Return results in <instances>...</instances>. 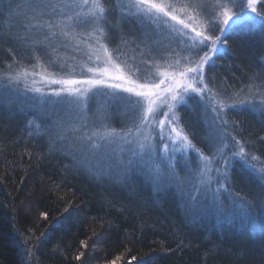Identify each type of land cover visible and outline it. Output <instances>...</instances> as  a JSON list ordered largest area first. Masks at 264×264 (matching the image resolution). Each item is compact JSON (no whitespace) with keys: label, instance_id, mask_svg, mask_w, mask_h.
<instances>
[{"label":"trees","instance_id":"16d2710c","mask_svg":"<svg viewBox=\"0 0 264 264\" xmlns=\"http://www.w3.org/2000/svg\"><path fill=\"white\" fill-rule=\"evenodd\" d=\"M12 3L0 0V74L4 75L27 50L16 39L20 29L13 20ZM116 5V0L107 5L106 22L119 31L115 37L110 33V45L133 40L138 24ZM257 7L264 10L259 3ZM227 39L205 67L209 87L223 95L237 93L253 74L264 78L260 61L264 33L243 27ZM9 48L16 53L15 60ZM3 83L0 79V89L7 88ZM11 95L13 102L0 106V264H264L263 209L252 207L249 216H242L226 194L216 201L224 214L215 211L213 196L205 194L189 209L185 199L160 185L156 188L162 191H156L139 179L119 185L93 179L33 133L29 121L35 113ZM191 103L178 108L180 123L192 143L205 152V124L200 109ZM224 121L220 127L229 145L226 150H238L234 145L239 140L247 153L264 161V115L229 108ZM228 174L230 193L249 201L251 195L264 200L261 182L239 161L232 163Z\"/></svg>","mask_w":264,"mask_h":264},{"label":"snow or ice","instance_id":"6c2138e0","mask_svg":"<svg viewBox=\"0 0 264 264\" xmlns=\"http://www.w3.org/2000/svg\"><path fill=\"white\" fill-rule=\"evenodd\" d=\"M110 2L111 0H23V3H16V18L22 21L17 27L24 33L16 39L32 48L36 60L33 68H40L41 71L29 72L27 68L21 67L15 74L7 73L6 79L9 83H18L21 80L26 81L29 75L40 76L43 87H31L27 90L39 94L42 104L66 109L65 117L52 122L57 139H64V133L72 131L82 132L79 139L93 150L101 148L104 144H126L129 146L127 167H147L154 181L163 182L166 179H175L176 174L170 171V161L167 167L164 166L163 158L160 163L149 165L154 156L160 153L167 156L169 151L167 142L163 143V148L160 149L153 143V129L158 126L161 141H164L167 134L173 151L193 150L200 155L204 161L200 169L201 185L211 184L212 177L209 173L213 169L210 164L217 157L223 159L225 168L223 171L220 168L215 171L223 177V181H227L230 160L224 153L229 145L225 142V137L220 135L215 120L209 136L215 152L209 158L184 132L178 106L186 104L187 100L192 98L189 94L195 93L216 113V119L220 118L226 108L237 105L250 106L264 115V83L255 84V81L260 79L255 74L250 76L253 83L248 86V93L239 99L221 96L210 88L205 80V66L221 51L222 46L228 44L227 36L231 32L248 27L258 28L264 33V10H258L257 7L259 3L260 9H264V0H117L116 6L122 13L136 17L152 29L150 35L146 32L145 40L142 41L147 46V54L151 56V59L145 62L154 69V73L149 72L147 76L141 75L140 67H133L127 61H122L119 49H112L106 43L107 33L103 22L106 21L109 11L107 5ZM208 9H211V14ZM9 17H12L11 6ZM89 24L92 30L87 35L92 37L94 42L87 45V62L80 66V78H76V67L72 65L68 66L67 72L63 71V64L60 72L49 71L48 66L41 62V57L37 54L40 49L49 47L51 40L59 33L61 37L76 40L75 50L79 51L78 45L83 41L79 39L82 33L77 30ZM34 30H39L42 35H29ZM176 39L185 46L184 49L178 51L171 47V43ZM188 41L191 43H187ZM184 50L189 55H181ZM8 51L13 53L15 60L14 50L9 48ZM52 51L55 52L56 49L53 47ZM201 51L203 55H199ZM153 53L156 55H152ZM51 63L52 61L48 62L49 65ZM3 78L5 75L0 74V79ZM32 83L35 84L36 81L33 80ZM51 85L56 87H50L46 92L44 88ZM258 93L260 98L257 101ZM236 96L239 97V93ZM94 97H103V103L98 100L101 123L89 128L86 125V108L89 100ZM229 100H232L231 104L228 103ZM12 102L11 92L7 88L0 89V106H8ZM112 105L130 109L134 116L133 125L126 130H118L103 123V112ZM161 112L163 118L157 119ZM75 120H80L81 123L78 126L70 123ZM33 123L34 121H29L30 125ZM220 123L223 125L227 121ZM41 127V124H36L38 131ZM176 145L180 147L177 148ZM235 147L238 151H233L232 157H238L250 173L264 184V161L254 154L249 159L250 154L245 151L239 140H235ZM124 163L121 158L118 167ZM223 181L216 182L223 187ZM217 200L218 198L213 196L215 211L224 214L225 209L216 204ZM233 203L245 214L253 207L252 202L241 197L239 193ZM65 211L69 209L66 208ZM41 216L46 218L47 214L41 213ZM76 259H80V256Z\"/></svg>","mask_w":264,"mask_h":264},{"label":"rangeland","instance_id":"374dc122","mask_svg":"<svg viewBox=\"0 0 264 264\" xmlns=\"http://www.w3.org/2000/svg\"><path fill=\"white\" fill-rule=\"evenodd\" d=\"M10 1H13L12 3L14 8L13 20L16 21V23H21L22 21L16 18L17 12L15 5L18 2L23 3V0H10ZM121 2H123V0H121ZM118 9L120 11L119 7ZM207 11L209 14H211V9H208ZM126 17H133V16H128L126 14ZM134 18L136 21H138L136 27V35H134L133 40L129 42L124 41L127 42V44L123 43L121 40H118L119 42L115 41L112 43V45H110V40L112 39L110 33H112V35L115 37V34H117L119 31L117 29V26H115L114 28L112 24H108L106 21L103 22V26L105 27L107 33L106 43L112 49H119V51L122 53L120 56V59L122 61H127V63L133 67H140L142 70L141 75L147 76L149 72L154 73V69H152L145 62L150 60L151 56L147 54L148 51L147 46L145 43H142V41L145 40L146 32L150 35L152 29H149L145 23H142L136 17ZM120 19H122V17H119V20ZM16 29L19 30V28L17 27ZM91 30H92L91 24L77 30L78 32L82 33L79 39L83 41L78 45L79 51L75 50L77 48L76 40L66 39L64 37H61L58 33L57 36L51 40L49 47L41 48L40 51L37 53L41 57V62L44 63L46 66H48L49 71L51 72H60L62 70L61 64L64 65L63 68L64 72L68 71L69 65L75 66L77 72L76 78H80L78 75L80 72V66L81 64L87 62V55H86L88 51L87 45L94 42L92 37L87 35V33ZM16 35L17 37H19L24 35V33L22 30H19L16 31ZM29 35L40 36L42 35V33L39 30H34ZM18 43L20 44V46H22L23 51L25 50V48L27 50L25 51L24 56L18 58V62L16 63V66H14L11 69V71H8L7 73L15 74V72L21 69V67L27 68L29 72L32 71L40 72L41 71L40 68H33V65L36 64V60L34 58L32 48L26 46L24 43H21L20 41H18ZM187 43L190 44L191 42L188 41ZM53 47L56 49L55 52L52 51ZM171 47L177 49L178 51L185 48L184 45H181L179 43V39L174 40L171 43ZM222 50H223V46L221 47V51ZM204 51H207V49H204ZM192 54L195 55V52H193ZM152 55H156V53H153ZM181 55H189V53L186 50H184L181 51ZM199 55H203V51L199 52ZM49 61H52L51 65L48 64ZM260 61L264 65V55L261 57ZM33 80L36 81L35 84L32 83ZM3 81H4L3 84L8 88V90L16 95L15 97L18 99L17 102L27 103V105L30 107L29 110L35 113L31 119V121H34L35 123V124L33 123V129H35L33 133L35 135L42 136L46 140L50 150L60 154L61 156L64 155L67 158H69V161L71 162V164L75 169L85 173L87 176L93 179L107 180L117 185H119L120 183L130 182L133 179L136 180L139 179L140 181L145 182V184L150 182L151 187L153 186V189L156 191L158 190L162 191V189L156 188L159 187L160 185V187H164L166 189L171 190V192L175 193L178 199H180L181 201L185 199L186 200L185 203L187 204V208L189 209L191 208V206H193V203L199 205L198 203H200L202 197L204 198V194L207 196L211 195V197L216 196L218 199L221 197L224 198L225 194L228 196V198H230V200L236 197L235 195L229 192V189L227 187V181H223V177L220 176L215 171V169L217 168H220L222 171L224 170L225 165L223 159L217 157L216 160H212L210 167L213 169V171L209 173V175L212 177L211 184L201 185L199 183L200 169L203 167L204 161L201 160L200 155L193 150H187L184 152L173 151V145L171 141L168 140L167 134H165L164 141H161L160 129L158 126L153 129V133H152L153 143L156 145L158 149H160L163 148V143L167 142L169 144V151L167 153V156H164L163 153L154 156L153 160L149 161V165L158 164L161 162V159L163 158L164 166L167 167L170 161L172 165L170 171L176 174L175 179H166L163 182L154 181L147 167H142L138 165H133L131 168L127 167L126 162L127 159L129 158V153H128L129 146L126 144H122L120 142H117L116 144H112V145L104 144L101 148L93 150L88 144L82 142L79 139V136L82 135V132L74 133L72 131L65 132L64 139H57L55 135V130L52 128V122L57 120L58 118L65 117L66 109L61 107H54L49 104H42L40 102L39 94L27 90L28 88L31 87H43L42 83L40 82L39 75L37 76L29 75L26 81L21 80L18 83L16 82L9 83L8 80L6 79V74H5V78H3ZM251 83H253V81L249 82L245 87L241 88L244 90L243 92L240 91L241 89L237 91V93H239V97L236 96L237 93L235 94L230 93L229 95H223L225 93H220V94L221 96L233 97L234 99L243 98L248 93V86ZM262 83H264V78H260L255 81V84L258 85ZM50 87H56V86L55 85L47 86L44 88V90L47 92L48 88ZM102 91H109V90L102 89ZM189 95L192 98L188 99L187 103L183 105H187L188 102L190 101L192 102L191 106L195 104V106H197L200 109L201 119L205 124V133L208 139L205 149L206 153L203 152V154L211 158L215 152V149L213 148V142L209 139L211 132V125L215 120L217 127L220 129V135H223L225 137L224 130L223 128L220 127L221 125L220 121H224L225 111L229 108H226L223 114L220 116V118L216 119V113L212 111L211 107L206 106L205 101H201L200 97L195 93H190ZM259 98L260 97L258 93L257 101L259 100ZM98 100L99 103H103V97H94L89 100L86 108V117H87L86 125L89 128H91L93 125H99L101 123V116L98 113V108H99ZM228 103L231 104L232 100H229ZM180 106H178V108ZM232 108H245L250 110L257 116L261 115L258 109L253 110L251 109L250 106H246V105H237ZM162 118H163V112H161L158 115L157 119H162ZM102 119H103V123H106L110 127L116 128L118 130L120 129L126 130L134 123V116L131 110L126 109L124 106H117V105H112L107 107L103 112ZM37 123L41 124L42 126L41 130L39 131L36 129ZM70 123L78 126L79 123H81V121L75 120V121H70ZM44 129H48V131H44ZM225 142L227 141L225 140ZM175 147L179 148L180 145H176ZM121 149H123V151H121ZM234 151H238V150H234ZM231 154L232 152H228L225 149L224 155L227 156L230 160V164L227 167V172L230 166L232 165V163L236 161H239V164L245 167V165L240 161L238 157L234 158L232 157ZM251 155L252 154L249 155V159H251ZM121 158L124 160L125 163L123 166L118 167V161ZM217 180L223 181L224 186L220 187V185L216 182ZM261 185L263 186L262 198L264 199V184L261 183ZM248 198H250V201L252 202L255 210H260V209L264 210V200H260L258 197L254 195L253 196L251 195ZM206 204H204L205 207ZM207 207L211 209V206L209 204H207ZM242 214H243L242 216H249L248 215L249 213L247 214L242 213Z\"/></svg>","mask_w":264,"mask_h":264}]
</instances>
